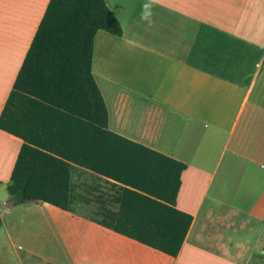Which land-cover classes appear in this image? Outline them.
<instances>
[{
    "label": "crops",
    "instance_id": "obj_1",
    "mask_svg": "<svg viewBox=\"0 0 264 264\" xmlns=\"http://www.w3.org/2000/svg\"><path fill=\"white\" fill-rule=\"evenodd\" d=\"M48 2L0 0V113ZM104 2L123 31L93 39L108 129L186 165L176 208L191 225L176 257L107 229L109 181L72 164L74 212L8 209L0 264H264V0ZM21 144L0 130V209Z\"/></svg>",
    "mask_w": 264,
    "mask_h": 264
},
{
    "label": "trees",
    "instance_id": "obj_2",
    "mask_svg": "<svg viewBox=\"0 0 264 264\" xmlns=\"http://www.w3.org/2000/svg\"><path fill=\"white\" fill-rule=\"evenodd\" d=\"M99 30L123 34L104 0H49L0 113V130L22 141L11 198L74 212L71 165L83 167L113 189L117 211L97 223L176 257L192 222L176 208L186 165L108 129L92 75Z\"/></svg>",
    "mask_w": 264,
    "mask_h": 264
},
{
    "label": "clouds",
    "instance_id": "obj_3",
    "mask_svg": "<svg viewBox=\"0 0 264 264\" xmlns=\"http://www.w3.org/2000/svg\"><path fill=\"white\" fill-rule=\"evenodd\" d=\"M151 3H146L143 5V10L141 12V19L144 21H148L149 24L151 23L150 17L152 15L151 12Z\"/></svg>",
    "mask_w": 264,
    "mask_h": 264
},
{
    "label": "water",
    "instance_id": "obj_4",
    "mask_svg": "<svg viewBox=\"0 0 264 264\" xmlns=\"http://www.w3.org/2000/svg\"><path fill=\"white\" fill-rule=\"evenodd\" d=\"M14 205H15V200L13 199H10L7 202H5L0 209V218H4L6 211L11 207H13Z\"/></svg>",
    "mask_w": 264,
    "mask_h": 264
},
{
    "label": "rangeland",
    "instance_id": "obj_5",
    "mask_svg": "<svg viewBox=\"0 0 264 264\" xmlns=\"http://www.w3.org/2000/svg\"><path fill=\"white\" fill-rule=\"evenodd\" d=\"M5 189H6L5 188V185L4 184H0V201H4L6 199V197H7V193H6V190ZM33 210L34 209H31L30 212L33 211Z\"/></svg>",
    "mask_w": 264,
    "mask_h": 264
}]
</instances>
